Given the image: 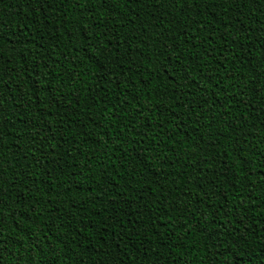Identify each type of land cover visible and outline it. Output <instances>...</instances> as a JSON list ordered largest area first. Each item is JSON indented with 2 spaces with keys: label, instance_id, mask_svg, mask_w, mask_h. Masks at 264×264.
<instances>
[{
  "label": "trees",
  "instance_id": "obj_1",
  "mask_svg": "<svg viewBox=\"0 0 264 264\" xmlns=\"http://www.w3.org/2000/svg\"><path fill=\"white\" fill-rule=\"evenodd\" d=\"M0 264H264V0H0Z\"/></svg>",
  "mask_w": 264,
  "mask_h": 264
}]
</instances>
